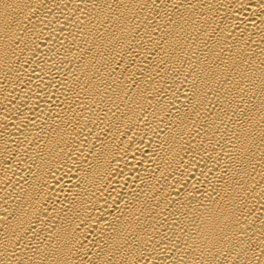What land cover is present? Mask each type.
<instances>
[{
	"label": "bare ground",
	"instance_id": "1",
	"mask_svg": "<svg viewBox=\"0 0 264 264\" xmlns=\"http://www.w3.org/2000/svg\"><path fill=\"white\" fill-rule=\"evenodd\" d=\"M0 264H264V0H0Z\"/></svg>",
	"mask_w": 264,
	"mask_h": 264
}]
</instances>
